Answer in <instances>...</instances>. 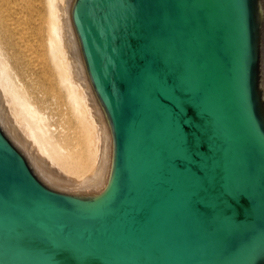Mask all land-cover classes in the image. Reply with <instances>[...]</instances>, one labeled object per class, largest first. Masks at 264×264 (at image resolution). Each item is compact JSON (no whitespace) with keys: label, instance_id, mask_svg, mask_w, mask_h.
Masks as SVG:
<instances>
[{"label":"water","instance_id":"obj_1","mask_svg":"<svg viewBox=\"0 0 264 264\" xmlns=\"http://www.w3.org/2000/svg\"><path fill=\"white\" fill-rule=\"evenodd\" d=\"M66 3L94 158L0 94V264H264V0Z\"/></svg>","mask_w":264,"mask_h":264},{"label":"bare ground","instance_id":"obj_2","mask_svg":"<svg viewBox=\"0 0 264 264\" xmlns=\"http://www.w3.org/2000/svg\"><path fill=\"white\" fill-rule=\"evenodd\" d=\"M30 1L0 0V94L9 118L48 145L73 175L94 158L93 122L62 33L67 0H47L45 33L30 25ZM35 54L43 71L37 79L30 74ZM49 100L67 108L59 130L50 123Z\"/></svg>","mask_w":264,"mask_h":264},{"label":"rangeland","instance_id":"obj_3","mask_svg":"<svg viewBox=\"0 0 264 264\" xmlns=\"http://www.w3.org/2000/svg\"><path fill=\"white\" fill-rule=\"evenodd\" d=\"M41 3H42V5H40ZM29 4L30 5H29L28 14H29L31 22H32V23H30V25L34 24L33 26L40 27L42 29L43 33H45L46 21H47V17L49 15V11H50L49 5L47 4V0L46 1L45 0H31L29 2ZM33 6H34V8H33ZM44 6H45V8H44ZM39 17H41V18H39ZM36 58H38V59H36ZM30 64H31L30 74L34 73L31 76L33 78H35V79L42 77V75H43L42 74L43 73L42 64L39 65L40 64V58L38 57V55H36V54L34 55V57L32 58V62ZM48 108H49L48 109L49 111L47 112V114L50 117L49 118L50 123L53 125L54 128H57L59 130L62 127L61 124H63L62 122L64 120V116H65L64 114L67 113V108L65 107L64 103H59L58 104V103H56V102H54L52 100H49Z\"/></svg>","mask_w":264,"mask_h":264}]
</instances>
